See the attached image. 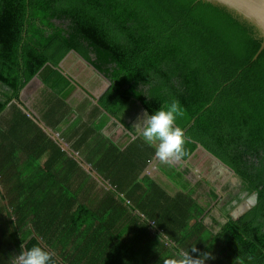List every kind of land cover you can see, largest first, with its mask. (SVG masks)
<instances>
[{
  "label": "trees",
  "instance_id": "16d2710c",
  "mask_svg": "<svg viewBox=\"0 0 264 264\" xmlns=\"http://www.w3.org/2000/svg\"><path fill=\"white\" fill-rule=\"evenodd\" d=\"M261 45L253 27L202 0H0V114L11 109L14 130H37L24 111L41 85L55 96H72L76 82L62 63L74 52L110 81L99 99L107 110L119 115L135 100L151 115L178 100L184 116L176 125L189 137L181 161L203 149L258 194L256 207L241 219L221 224L213 217L206 224L209 205L219 201L215 192L207 194L209 203L194 195L172 199L156 184H141L137 175L127 193L110 179L126 195L124 211L117 205L93 212L76 194L73 211L65 182L2 180V145L0 264H11L22 246L37 245L56 264H163L193 245V258L213 257L205 264H264ZM6 184L9 195L1 189ZM36 188H48L47 194H34ZM59 195L60 207L51 203ZM6 199L17 203L11 214ZM49 208L56 213L47 215Z\"/></svg>",
  "mask_w": 264,
  "mask_h": 264
},
{
  "label": "crops",
  "instance_id": "0c3cea01",
  "mask_svg": "<svg viewBox=\"0 0 264 264\" xmlns=\"http://www.w3.org/2000/svg\"><path fill=\"white\" fill-rule=\"evenodd\" d=\"M62 66L76 82L74 92L70 98H65L55 96L45 85L39 87L37 91L41 93L35 97L36 91L32 95L28 101L29 109L24 111L36 125V131L28 125H17L14 130L10 108L0 114V150L4 145L6 156L2 180L16 184L17 181L56 179L70 186L67 196L73 204V211L77 209L73 199L76 194L81 206L85 205L93 212H105L109 206L111 211L117 205L121 211L129 208L126 195L116 192L111 178L118 180L127 193L129 184L138 175V181L144 186L156 184L175 199L179 195H205L208 185L213 186L209 182H216L222 171L229 174L203 149L197 151L189 162L179 160L161 165L155 148L134 132L139 119L149 115L144 106L132 100L127 111L115 115L99 102L110 87L109 80L74 52L66 57ZM60 151L63 156L59 155ZM208 169L213 172L211 178H206ZM175 173L180 180L174 179ZM169 178H173L172 181ZM1 189L9 195V184ZM59 190L54 187L52 193L58 195ZM21 191L29 194V191ZM47 191L48 188H36L34 194L42 197ZM59 197L54 196L51 202L58 207L62 204ZM15 204L9 199L3 202L8 207V214L15 209ZM51 213L56 211L49 208L47 215ZM14 219L13 216L11 221ZM43 225L42 222L38 224ZM127 228L124 226L123 229Z\"/></svg>",
  "mask_w": 264,
  "mask_h": 264
},
{
  "label": "clouds",
  "instance_id": "9594fccd",
  "mask_svg": "<svg viewBox=\"0 0 264 264\" xmlns=\"http://www.w3.org/2000/svg\"><path fill=\"white\" fill-rule=\"evenodd\" d=\"M184 116L180 102L172 99L159 108L154 114H145L134 125V132L149 146L155 148L156 156L164 162L179 161L188 155L187 143L189 137L185 130L176 125L178 117ZM190 252L196 253L195 245L190 250L180 249L175 257L164 260L163 264H205L211 259L210 253H201L199 258H193ZM251 259V257H249ZM11 264H56L53 254L37 245L22 251L11 259ZM243 264V260H240Z\"/></svg>",
  "mask_w": 264,
  "mask_h": 264
},
{
  "label": "flooded vegetation",
  "instance_id": "af4514ba",
  "mask_svg": "<svg viewBox=\"0 0 264 264\" xmlns=\"http://www.w3.org/2000/svg\"><path fill=\"white\" fill-rule=\"evenodd\" d=\"M230 174V173H229ZM228 184H224L222 188L215 186L211 182L208 185V191L205 195L201 194L200 198L206 199L207 202L209 201V195L211 191L215 192L218 195L219 201L217 204H208L212 210V212L208 213L209 217L205 220L206 224H212L211 219L215 217L221 224H226L228 219L239 220L244 217L246 214L252 211L253 202H257L258 198L256 199L257 193H253L248 190L245 183L236 175H231ZM214 186L216 188H214ZM251 192V193H250ZM256 194V195H255ZM209 203V202H208ZM257 205V204H256ZM213 207V208H212ZM250 208L247 212L243 213ZM223 209L225 212H223ZM236 216H238L236 218Z\"/></svg>",
  "mask_w": 264,
  "mask_h": 264
},
{
  "label": "water",
  "instance_id": "95a60500",
  "mask_svg": "<svg viewBox=\"0 0 264 264\" xmlns=\"http://www.w3.org/2000/svg\"><path fill=\"white\" fill-rule=\"evenodd\" d=\"M202 1L209 2L215 6L226 9L228 12L234 15V17L238 18L240 21L245 22L251 27H253L256 36L262 40V45L259 53L264 49V0H202ZM258 54L255 56V59L257 58ZM220 165L225 170H227L231 175L235 176V173L231 172L222 163H220ZM257 198L258 196L256 195V199ZM256 204L257 202L255 200L251 208H253L254 205L256 206ZM249 209L250 208L248 207L247 210L244 211L243 213L247 212ZM237 217L238 216H236V218Z\"/></svg>",
  "mask_w": 264,
  "mask_h": 264
},
{
  "label": "rangeland",
  "instance_id": "374dc122",
  "mask_svg": "<svg viewBox=\"0 0 264 264\" xmlns=\"http://www.w3.org/2000/svg\"><path fill=\"white\" fill-rule=\"evenodd\" d=\"M38 90H39V89H38ZM38 93L40 94L41 92L37 91V92L34 94V96L36 97V96L38 95ZM39 105H40V103H39ZM3 116H5V114H3ZM200 154H203V152L200 151ZM161 165H164V166H165L164 161H161ZM209 166H210V165L207 164V167H209ZM169 167H170V164H169ZM211 175H213V172L211 171V169L206 170V178H208V177L211 178V177H212ZM213 178H214V177H213ZM230 178H231V176H230L228 173L222 171V172H221V176H220V177H217V181L214 182L213 184H214L215 186H218L219 188H222V186H224V184H228ZM172 179H173V178H169L170 181H172ZM174 179H175V180H180V178L176 176V173H175ZM207 190H208V189H207ZM199 194H200V193H199Z\"/></svg>",
  "mask_w": 264,
  "mask_h": 264
}]
</instances>
